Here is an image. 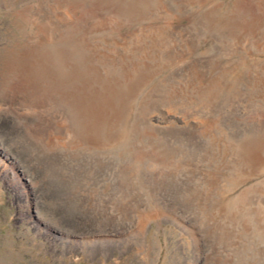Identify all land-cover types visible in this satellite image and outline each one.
I'll list each match as a JSON object with an SVG mask.
<instances>
[{
	"label": "rangeland",
	"instance_id": "374dc122",
	"mask_svg": "<svg viewBox=\"0 0 264 264\" xmlns=\"http://www.w3.org/2000/svg\"><path fill=\"white\" fill-rule=\"evenodd\" d=\"M222 72L240 81L236 95ZM62 109L67 143L53 148ZM138 124L160 129L161 147L183 162L165 166L150 144L131 149ZM223 129L239 144L264 133V0H0V264H264V149L225 147ZM88 151L87 163L91 151L107 158L108 185L96 184L107 194L122 197L118 184L139 163L157 182L149 166L160 163L181 168V180L202 177L186 192L196 200L173 199L166 214L152 198L134 212L130 197L97 208L75 159ZM250 188V203H235Z\"/></svg>",
	"mask_w": 264,
	"mask_h": 264
},
{
	"label": "bare ground",
	"instance_id": "6f19581e",
	"mask_svg": "<svg viewBox=\"0 0 264 264\" xmlns=\"http://www.w3.org/2000/svg\"><path fill=\"white\" fill-rule=\"evenodd\" d=\"M242 10V9H241ZM247 14V13H246ZM234 17V16H233ZM243 19V18H242ZM242 21V20H241ZM245 21V20H244ZM214 22V21H213ZM247 22V21H246ZM211 23V22H210ZM219 23V22H218ZM244 23V22H243ZM242 23V24H243ZM221 24V23H220ZM239 24H241L240 22H239ZM227 24L225 23V26H226ZM213 26V25H212ZM236 26V25H235ZM235 26L234 25H231V37H232V35H233V37H235L236 39L238 38V35H237V32H236V28H235ZM218 27V26H217ZM221 27V26H220ZM238 27V26H237ZM225 28V27H224ZM227 28H228V26H227ZM214 29V28H213ZM223 29V28H222ZM238 29V28H237ZM248 31V30H247ZM243 32V31H242ZM222 33V32H221ZM239 34V33H238ZM252 34V33H251ZM222 35H223V33H222ZM228 36V35H227ZM222 37V36H221ZM225 37V36H224ZM243 37V36H242ZM250 37V36H249ZM180 43V42H179ZM225 46V45H224ZM246 46V45H245ZM248 46V45H247ZM235 47V46H234ZM55 49V48H54ZM56 51V50H55ZM244 52V51H243ZM164 59V58H163ZM244 62V61H243ZM232 68V67H231ZM228 72V71H227ZM222 76H223V80H224V90H225V88L227 89V90H230V92H232V94H235L236 95V93L239 91V80H234V79H232V80H230L229 79V77H228V73H225V72H222V74H221ZM217 77V76H216ZM215 77V78H216ZM222 80V79H221ZM215 85H217V84H215ZM218 86H220L219 84H218ZM222 86V85H221ZM220 87H218V88H216V93H211V94H207V96H215L216 97V94L217 93H219V92H221L220 91ZM219 91V92H218ZM226 92V91H225ZM207 93V92H206ZM221 96V95H220ZM214 99V98H213ZM206 100V99H205ZM209 100V99H208ZM212 100V99H211ZM215 100H217V99H215ZM209 102V101H208ZM211 102V101H210ZM64 109H62L61 110V113L63 114V118H61L58 122H55L56 123V125H49L51 128H53V130H54V132H55V136L53 135H51L50 137L48 136V138L49 139H47V142L46 143H48V142H50V143H52L53 144V148H54V146L56 145V146H58L57 144H59V143H67V142H64V141H67V140H64L63 138H61V134H64L65 132L63 131V128L66 126V125H68L69 123H70V121H71V117H70V114H69V112H64V111H66V110H64ZM130 110V109H129ZM67 111H68V109H67ZM58 113V112H57ZM55 116V115H54ZM53 116V117H54ZM52 117V116H51ZM64 117H67V119H64ZM137 120V119H136ZM76 122L77 121H73L72 122V125H70V126H72V130H75L76 129V126L78 125V124H76ZM211 122V121H210ZM216 122H217V120H216ZM215 122V123H216ZM219 122V121H218ZM54 123V124H55ZM220 123V122H219ZM47 124V123H46ZM45 124V125H46ZM76 125L75 127H74V125ZM204 124V123H203ZM147 125V124H146ZM215 125V124H214ZM218 125V124H217ZM44 127H46V126H44ZM131 127V126H130ZM49 128V127H48ZM132 128V127H131ZM131 128H129L130 130H131ZM138 128H140V124H138L137 126H136V128H135V130L133 129V134H132V136L130 137V140H129V142H128V144L127 145H129L130 146V148L132 149V147L134 146V144H136L137 142H140V144L144 147V146H146V145H148V144H150L152 147L153 146H155V149H158V151H156V153H155V156H157V159H159L160 158V160L162 159L163 161H164V165L165 166H167L166 165V162L168 161V160H170V158L171 157H173V156H180V155H173V154H175L173 151L171 152V150H169V147H161V144H162V142H164V141H167L168 139H167V136L165 135V134H162V131H160V129H158V128H155V127H153V126H150V125H147L145 128H143V129H138ZM43 129V127H41V130ZM45 129V128H44ZM129 130V131H130ZM138 130H139V132L140 131H147L146 133H148L147 134V136L145 135V137L143 136V135H139V132H138ZM229 130V129H228ZM227 130V131H228ZM49 131V130H48ZM62 131V132H61ZM223 131H224V133H226L225 131V129H223ZM77 134H78V132L77 131H75ZM41 133H42V131H41ZM50 133V132H49ZM103 133V132H102ZM126 133H128V132H126ZM130 133V132H129ZM129 133H128V135H129ZM141 134V133H140ZM227 134V140L230 142H224L225 144V147H232V148H234L235 150H236V148L238 147V145H240V146H242L241 147V149L238 151V153L239 152H243V151H247L248 150V153H249V149L251 150V149H257V150H259V151H261L262 149H264V133L262 132V134L260 133H258V134H256L257 135V137H256V135L255 136H253V135H251V136H248L246 139H245V142H240V144H239V141L236 139V137L234 136V133L233 134H231V133H226ZM46 135H48V134H46ZM120 136V135H119ZM130 136V135H129ZM128 136V137H129ZM44 138V137H43ZM45 138H47V137H45ZM54 138V139H53ZM176 138V137H175ZM218 138V137H217ZM243 138V137H242ZM90 139V138H89ZM103 139V138H102ZM170 139V138H169ZM88 140V139H87ZM128 140V138L126 139V141ZM213 140H215V139H213ZM218 140V139H217ZM217 140H215V141H213V143H211L210 144V147L208 148V153L210 152V150L212 149V151H213V149L217 146L216 144L218 143V141ZM221 140V139H220ZM37 141V140H36ZM44 141H46V140H44ZM101 141V140H100ZM123 141V140H122ZM169 141V140H168ZM207 141V140H206ZM77 142V141H76ZM75 141H74V143H76ZM43 143V142H42ZM73 142H71V144H74ZM49 144V143H48ZM52 144H49V145H52ZM180 144V143H179ZM88 145V144H87ZM119 145V144H118ZM122 144H120V146H121ZM150 145H149V147H150ZM221 145H222V143H221ZM48 146V145H47ZM71 146V145H70ZM76 146H77V143H76V145H75V148H76ZM117 146V145H116ZM129 146H125V147H121L122 149H119V153H122V154H125V152L127 151V149L129 148ZM139 146V145H138ZM42 147H43V145H42ZM66 147H67V145H66ZM119 147V146H118ZM148 147V146H147ZM181 147V146H180ZM194 147V146H193ZM214 147V148H213ZM45 148V147H44ZM50 148V147H49ZM52 148V147H51ZM56 148V147H55ZM114 148V147H113ZM116 148V147H115ZM207 148V147H206ZM224 147H222V149H223ZM240 148V147H239ZM57 149V148H56ZM74 149V148H73ZM136 149V148H135ZM139 149V148H138ZM148 149H150V148H148ZM37 150V149H36ZM52 150V149H51ZM143 150V149H142ZM145 150V149H144ZM146 150H147V148H146ZM174 150V149H173ZM197 150V149H196ZM196 150H194L196 153H197V151ZM58 151V150H57ZM62 151V150H61ZM67 151V150H66ZM105 151V150H104ZM129 151V150H128ZM136 151H138V150H136ZM200 151V150H199ZM232 151V150H231ZM49 152V151H48ZM52 152V151H51ZM63 152H65V151H63ZM72 152V151H71ZM98 152V151H97ZM236 152V151H235ZM61 154H62V152H60ZM67 153H69V152H67ZM114 153V152H113ZM118 153V152H117ZM132 153V152H131ZM138 153H139V151H138ZM191 153H193V152H191ZM190 153V154H191ZM212 153V152H211ZM248 153H247V155H248ZM103 154V153H102ZM101 153H99V154H97L96 152H92L91 151V162L89 161V163H87V161H86V158H85V156H87V155H89V151L86 153V155H84V153L83 154H81L80 155V159L78 158V157H76L75 159H76V161H77V164H79V166H80V168H82V170H80L81 171V174L83 173V175H81L82 176V178L84 179V180H86V179H88L87 180V182H91V180H94L93 181V185H98V184H105V185H108V172H109V169H108V171H107V166L105 167V163H106V161H107V158L104 156V155H102ZM143 154V156H146L147 155V153H142ZM157 154V155H156ZM194 154V153H193ZM225 154V153H224ZM242 154V153H241ZM250 154V153H249ZM48 155V154H47ZM78 155V154H77ZM83 155H84V161H85V163H83L82 161H83ZM118 155V154H117ZM151 155V154H150ZM153 155V154H152ZM188 155V154H187ZM200 155V154H199ZM54 156H55V154H54ZM63 156V155H62ZM66 156V155H65ZM102 156V157H101ZM108 156V155H107ZM120 156V155H119ZM149 156V155H148ZM244 156H245V154H244ZM101 157V158H100ZM123 157V156H122ZM192 157V156H191ZM190 157V158H191ZM201 157V156H200ZM246 157V156H245ZM63 158V157H62ZM108 158H109V156H108ZM125 158V157H124ZM131 158V157H130ZM140 158V157H139ZM144 158V160L146 159V157H143ZM152 158H154V157H152ZM151 157H150V159L149 160H153ZM222 158V157H221ZM226 158V157H225ZM74 159V160H75ZM133 159H134V157H133ZM132 159V160H133ZM246 159V158H245ZM67 160V159H66ZM74 160L72 161V162H70V163H73L74 162ZM143 159H141L140 160V162L142 161ZM143 160V161H144ZM173 160V159H172ZM54 161V160H53ZM63 161V160H62ZM158 161V160H157ZM57 162V161H56ZM59 162V161H58ZM57 162V163H58ZM109 162V161H108ZM107 162V163H108ZM180 162L182 163L183 162V159H182V157L180 156ZM253 162V161H252ZM53 163V162H52ZM60 163V162H59ZM122 163V162H121ZM132 163V162H131ZM156 163V162H155ZM55 164V163H54ZM67 163L65 162V165H66ZM110 164V163H109ZM57 165V164H56ZM59 165V164H58ZM108 165V164H107ZM136 165V164H135ZM142 164H138V165H136V166H134L135 168H133V169H131L130 170V174L129 173H127V175L129 174V176L124 180V181H126V184L123 186V183H119L118 184V186L119 187H125L126 189H124V191H122L121 190V193H123V196L121 197V196H119L117 193H113V192H110V193H108L107 194V192H106V190L104 189V185H102V186H98L97 187V185H96V188L95 187H93L92 188V192H90V193H92L93 194V196H96V197H98V199H99V201L98 202H93L94 203V205H97V208L99 207L100 208V206H98V205H100V201H102L104 204H106L107 202L106 201H108V199H109V197H112L114 200L116 199L115 197H117V199H118V201H120V203H124V201H125V199L127 198V197H130L131 198V201L130 202H127L126 204H123V206L124 205H126V206H124V207H126V209H127V211H129V210H132V212H134L135 210H138V209H140V206H144V204L145 203H147L149 200H150V198H152L153 199V201H155V202H158V203H163V204H165L166 206L165 207H161L160 205H156V207H158V208H156L157 210H163V209H165V208H167V205H168V203L169 202H172V203H174V201H173V199H175V200H177L178 202H180L182 205L183 204H186V205H190V204H192L193 203V201L194 200H196V199H192V198H190V197H188L187 196V193L186 192H188V191H190L192 188H194L195 186H198L197 184H195L197 181L196 180H198L199 182L202 180V177H197V176H195V177H190L189 179H185V178H182V180H181V178L179 179V176H180V174L183 172V170L181 169V168H176V167H172V166H170V167H165L163 164H157L156 163V165H154L153 163H151L150 164V168H151V170L154 172V170H159V172H160V175H158L157 177H156V179L158 178V180H157V182H154L155 180V178L154 179H151V177L150 176H152L153 177V175H148L149 173L147 172L146 173V170L147 169H145V168H143V171H144V173L140 170L141 168H142V166H141ZM162 165V166H161ZM127 166V165H126ZM147 166V162H146V164H145V166L144 167H146ZM154 166V167H153ZM59 167V166H58ZM148 167V166H147ZM56 168V167H55ZM124 168V167H123ZM65 169V168H64ZM67 169V168H66ZM11 170V169H10ZM14 170V172H12L16 177H19V178H21V173L18 171H16V169H14V167H12V171ZM121 170V169H120ZM60 171V170H59ZM127 172V171H126ZM134 172V174H132ZM233 173V172H232ZM142 174V175H141ZM153 174V173H152ZM237 174V173H236ZM123 175V174H122ZM233 175V174H232ZM9 178H10V180H13V178H12V176L10 175L9 176ZM142 180H141V179ZM179 179V180H178ZM191 179V180H190ZM96 180V181H95ZM188 180H190V182L188 181ZM228 181V180H227ZM232 181V180H231ZM224 182V181H223ZM210 183V182H209ZM145 184V185H144ZM229 184V183H228ZM14 185H16V184H14ZM78 185V184H77ZM110 186H111V184H110ZM229 187H230V185H228ZM260 188V187H259ZM229 189V188H228ZM254 189V188H253ZM86 189H83V192L85 191ZM261 190L264 192V186L263 187H261ZM88 191V190H87ZM113 193V194H112ZM251 193H252V189L250 188V189H244L240 194H238L239 196H238V198H236V199H234V201H235V203H238V204H242L243 203V205H245L246 206V204H249L250 203V201H251V198H252V195H251ZM259 196H261L262 197V201H263V203H264V196H263V193H262V195H259ZM27 197V196H26ZM25 197V198H26ZM97 199V198H96ZM111 199V198H110ZM113 201V200H112ZM116 201V200H115ZM253 201V200H252ZM154 202V203H155ZM262 203V202H261ZM102 204V203H101ZM152 204V203H151ZM90 205H92L91 203H90ZM154 204H152V205H150L151 206V208H152V206H153ZM174 205H175V203H174ZM92 207V206H91ZM154 207V206H153ZM105 208V207H104ZM162 208V209H161ZM246 208V207H245ZM261 209L259 210V214H258V217L256 216V218H257V220L256 221H258V225H259V230H260V234H257L258 235V237H259V241L261 240L262 242H264V230L262 229V228H264V217L262 216V214H264V206H262V207H260ZM97 210V209H96ZM100 210V209H99ZM166 210L167 209H165V211H164V214H166ZM168 210H170V209H168ZM252 210V209H251ZM126 211V210H125ZM140 211H147V212H150L151 210H150V207L149 206H147V208L144 210H140ZM174 211V210H173ZM239 212L238 213H241V217L242 218H244L243 220H245L248 224L246 225L247 227L249 226V224H250V220H252V223L254 222V215L253 214H251V211L250 210H247V208H246V210H244V209H239L238 210ZM105 212V211H104ZM137 212H139V211H137ZM162 212V211H161ZM253 212V211H252ZM106 213V212H105ZM146 213V212H145ZM254 213V212H253ZM258 213V212H257ZM103 215H105V214H103ZM152 213H150L149 215H147L148 216V218H149V220L151 221V218H152ZM175 215H176V213H175ZM127 216V215H126ZM163 216V215H162ZM159 218V217H158ZM251 218V219H250ZM250 219V220H249ZM254 219V220H253ZM103 220V219H102ZM148 220V219H147ZM148 222L149 221H143V222H141V226L139 227L140 228V232L139 231H137V232H139L140 233V236H141V239H140V236H139V239H138V241L140 240V244H141V246H142V243L144 242L143 241V237H144V234H145V232H146V227H147V224H148ZM190 225V224H189ZM251 225V224H250ZM192 226V225H191ZM232 227V226H231ZM210 232V231H209ZM139 233H137V234H139ZM212 234H214V233H212ZM105 242V241H104Z\"/></svg>",
	"mask_w": 264,
	"mask_h": 264
}]
</instances>
